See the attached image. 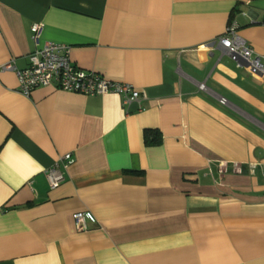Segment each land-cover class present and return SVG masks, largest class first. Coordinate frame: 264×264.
I'll return each mask as SVG.
<instances>
[{
	"label": "crops",
	"instance_id": "0c3cea01",
	"mask_svg": "<svg viewBox=\"0 0 264 264\" xmlns=\"http://www.w3.org/2000/svg\"><path fill=\"white\" fill-rule=\"evenodd\" d=\"M33 23L145 98L23 95ZM232 23L264 55V0H0V264H264V73L217 42Z\"/></svg>",
	"mask_w": 264,
	"mask_h": 264
},
{
	"label": "built area",
	"instance_id": "2783aa9c",
	"mask_svg": "<svg viewBox=\"0 0 264 264\" xmlns=\"http://www.w3.org/2000/svg\"><path fill=\"white\" fill-rule=\"evenodd\" d=\"M237 26L228 25L217 42L228 51L239 63L249 64L254 69L264 73V55L255 52L237 34ZM43 27L40 23H33L30 27L34 43V51L29 54L30 65L26 69L17 70L19 91L29 96L32 89L38 86H56L68 92H78L84 95H105L116 93L123 97L124 102L145 98L143 93L129 83L114 82L105 79L97 72L85 70L76 66L70 58L69 47L49 41L42 42ZM1 70L15 69L12 62L3 65ZM221 98V102L225 103ZM75 158L71 153L63 155L59 163L46 172L51 189L59 187L64 179V170L73 164ZM226 171V166L222 167ZM238 171H240L238 169ZM85 213H76L74 220L78 230L85 229Z\"/></svg>",
	"mask_w": 264,
	"mask_h": 264
},
{
	"label": "trees",
	"instance_id": "16d2710c",
	"mask_svg": "<svg viewBox=\"0 0 264 264\" xmlns=\"http://www.w3.org/2000/svg\"><path fill=\"white\" fill-rule=\"evenodd\" d=\"M158 134V131L156 130H153V129H147L145 132H144V138L145 140L147 141V143H157L158 140H159V137L155 136L153 137V139H150V136L151 135H157Z\"/></svg>",
	"mask_w": 264,
	"mask_h": 264
}]
</instances>
